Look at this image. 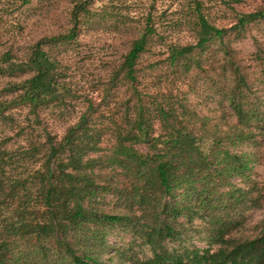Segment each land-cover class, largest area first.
I'll list each match as a JSON object with an SVG mask.
<instances>
[{
  "label": "trees",
  "instance_id": "obj_1",
  "mask_svg": "<svg viewBox=\"0 0 264 264\" xmlns=\"http://www.w3.org/2000/svg\"><path fill=\"white\" fill-rule=\"evenodd\" d=\"M90 4L74 3L67 34L44 38L25 60L0 67L28 74L10 86L15 96L0 102V122L10 120L14 109L36 113L69 95L43 46L74 39ZM197 9L196 43L172 47L170 61L186 66L194 53L218 41L223 74L230 78L219 72L211 82L235 122L225 130L210 128L183 100L161 103L152 95L146 102L133 85L132 114L125 126L114 125L107 154H101L102 130L88 110L61 138L46 132L17 151L0 142V264H264V223L256 237L242 233L245 213L264 201L251 179L257 155L245 150L264 137V96H251L264 78L250 79L226 43L264 18V8L240 14L229 29L212 25ZM145 20L120 65L131 83L139 79V59L155 33L152 14ZM206 139L214 142L207 152ZM197 230L216 250L167 248L168 242L189 241Z\"/></svg>",
  "mask_w": 264,
  "mask_h": 264
},
{
  "label": "rangeland",
  "instance_id": "obj_2",
  "mask_svg": "<svg viewBox=\"0 0 264 264\" xmlns=\"http://www.w3.org/2000/svg\"><path fill=\"white\" fill-rule=\"evenodd\" d=\"M76 1L85 0H0V67L25 60L31 48L44 38L67 34L72 28L71 13ZM90 1L87 12L79 17L74 39L43 46L57 63L58 84L68 89L69 95L41 107L36 113L28 108L12 110L11 119L0 122L3 147L22 150L33 141H40L46 132L61 138L88 110L92 112L94 124L102 130L101 154H107L114 142L111 133L114 125L125 126L126 117L132 114L137 95L133 85L146 102L151 101L152 95L161 103L183 100L190 111L208 120L210 128L217 125L225 130L228 123L235 122L227 101L211 82L219 72L227 81L230 78L228 73L223 74L219 42H214L201 54L194 53L186 66H181L182 62L172 64L169 55L172 47L196 43L197 6L209 23L229 29L240 14L264 8V0ZM148 13L152 14L155 33L139 59V79L131 83L123 78L120 65L132 41L143 33ZM231 36L224 40L233 49V57L238 58L250 79H261V82L264 78V18L247 25L239 36ZM27 75L0 70V102L13 98L15 94L10 86ZM258 84L253 86L251 96H264V82ZM198 127L199 124L194 129ZM154 128L158 132L157 122ZM139 149L145 150L143 145ZM245 150L257 155L251 179L264 194V137ZM243 218V235L246 238L260 235L264 201L259 208L246 212ZM194 225L203 228L199 221ZM189 237L185 243L168 242L167 248L177 251L192 250L194 246L200 250L217 248L210 247L204 231L197 230Z\"/></svg>",
  "mask_w": 264,
  "mask_h": 264
},
{
  "label": "clouds",
  "instance_id": "obj_3",
  "mask_svg": "<svg viewBox=\"0 0 264 264\" xmlns=\"http://www.w3.org/2000/svg\"><path fill=\"white\" fill-rule=\"evenodd\" d=\"M213 143H214V142H213L211 139H206V140L203 142L202 150H204V151H206V152L209 151Z\"/></svg>",
  "mask_w": 264,
  "mask_h": 264
}]
</instances>
